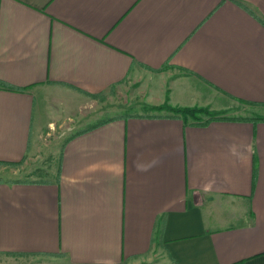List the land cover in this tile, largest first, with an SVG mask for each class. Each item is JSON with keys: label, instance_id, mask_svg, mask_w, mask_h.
<instances>
[{"label": "crops", "instance_id": "1", "mask_svg": "<svg viewBox=\"0 0 264 264\" xmlns=\"http://www.w3.org/2000/svg\"><path fill=\"white\" fill-rule=\"evenodd\" d=\"M0 81L4 264H264V0H0Z\"/></svg>", "mask_w": 264, "mask_h": 264}, {"label": "rangeland", "instance_id": "2", "mask_svg": "<svg viewBox=\"0 0 264 264\" xmlns=\"http://www.w3.org/2000/svg\"><path fill=\"white\" fill-rule=\"evenodd\" d=\"M129 98H131V93L130 92H126L124 89L119 90V87L115 88L114 91L111 93L109 92L108 94H104L101 95L99 97L98 101L99 103L96 105L97 102L91 103L90 105H87V109H85V113L87 112H91L90 116H94V112L97 113L96 117L94 116L90 121H96L99 120L101 118H106L109 116H116V115H122V114H126V113H154L155 111H151L148 107H144L141 108L140 106H136V107H114L115 103L117 104H122L124 105L123 101L129 100ZM102 99V100H101ZM111 101H113L114 103L113 108L111 110H106L104 113H99L97 110L100 109L103 106H109V104L111 103ZM234 104H238L237 102H234ZM110 105V106H112ZM120 106V105H119ZM81 116V114H80ZM79 117L73 116L72 119H67L66 120V124L63 126L62 129H58L57 132L53 131L51 134V137H47L45 143L46 144H50V148L48 149V151L46 152L47 154H44L42 158H40L39 160H43L44 159V164L42 165V168H44L43 170L45 171L46 176H50V174H52V170L54 171V163L56 162L58 155H59V151L61 149V146L63 144L64 139H66L67 137H69L70 135H72V133L74 131H76L77 129L81 128L83 125H79V121L77 122ZM88 121V122H90ZM87 122V123H88ZM46 155V157H45ZM45 157V158H44ZM18 169H20L21 171H19V173H17L16 175L19 176L18 178H32V177H36L37 175L32 173V168H30L31 166H27V165H20V166H16ZM12 258H19V256H10V255H5V254H0V264H4L6 262H8L9 260H11ZM20 258H24V257H20Z\"/></svg>", "mask_w": 264, "mask_h": 264}, {"label": "trees", "instance_id": "3", "mask_svg": "<svg viewBox=\"0 0 264 264\" xmlns=\"http://www.w3.org/2000/svg\"><path fill=\"white\" fill-rule=\"evenodd\" d=\"M0 87L7 88L10 90L20 89L15 86L9 85L3 81H0ZM148 108L151 111H155L154 113H162V112L170 113L171 114L170 116L181 118L185 123L195 124V125H206L214 120L231 119L230 116L226 115V112L212 110L209 107H203V106H194V107L172 106L168 103V100H166V102L162 105L150 106ZM233 119L240 120L244 118L233 117ZM250 120H254V121L264 120V117L257 116L254 118H250ZM21 180H26V179H15V180L11 179L7 181L18 182ZM0 181H3V179L0 178Z\"/></svg>", "mask_w": 264, "mask_h": 264}]
</instances>
